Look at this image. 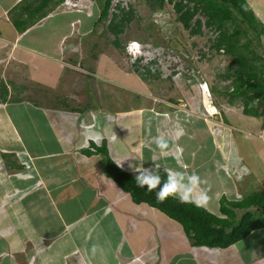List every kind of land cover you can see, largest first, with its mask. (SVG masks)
<instances>
[{
  "label": "crops",
  "instance_id": "crops-1",
  "mask_svg": "<svg viewBox=\"0 0 264 264\" xmlns=\"http://www.w3.org/2000/svg\"><path fill=\"white\" fill-rule=\"evenodd\" d=\"M22 2L0 0V264H134L136 257H140L136 264H264V259L258 261L264 256V228L225 248L194 246L177 220L133 201L108 176L105 157L95 150L106 144L114 162L130 173L129 164L138 165V160L153 167L154 155L161 166L183 171L179 160L189 174L205 181L201 184L209 197L205 208L219 215L222 197L237 200L250 194L246 167L250 168L248 162L251 166L264 162V146H244L243 157L238 146L234 150L231 145L237 133L254 137L253 131L263 126V116L246 113L243 102L237 104L229 96L221 102L214 83L195 73L190 85L163 71L169 77L167 88L177 82V90L183 89L178 98L169 100L178 108L189 102L195 115L155 102V97L143 105L150 103L151 95H144L150 92L149 84L143 87L144 79L130 72L112 80L119 81L114 83L118 88L123 84L144 95L131 101L141 99V104L120 107L116 101L121 98L115 97L114 109L102 102L90 106L88 90L73 99L74 83L85 74L61 65L65 50L61 52L55 40L53 47L48 40V47L34 46V40L41 39L36 30L47 26L55 8L21 32L12 16L22 11ZM58 34V38L67 35ZM24 70L37 87L48 90L51 101L37 98L34 90L32 94L9 78ZM84 80L85 85L89 80ZM205 80L216 113H208L201 94L199 82ZM138 82L141 88L135 86ZM82 97L87 98L85 107L77 105L83 101L76 102ZM95 99L99 101V94ZM157 136L168 141L163 154L154 142ZM166 175L161 169L162 178ZM259 187L264 191V185ZM94 244L99 248L92 255ZM218 249L224 252L219 258Z\"/></svg>",
  "mask_w": 264,
  "mask_h": 264
},
{
  "label": "rangeland",
  "instance_id": "rangeland-1",
  "mask_svg": "<svg viewBox=\"0 0 264 264\" xmlns=\"http://www.w3.org/2000/svg\"><path fill=\"white\" fill-rule=\"evenodd\" d=\"M248 1L257 16L264 21V0ZM68 2L70 3V6H73L70 7V9L74 8V6H78L75 10H86L89 15H92V18H88L86 13L77 14L70 12L66 14L65 12H62L63 10L68 9L63 2L59 3L58 6L53 5L52 7L55 8L53 10L54 16L47 21V26L44 29L41 28L36 30L35 33L41 36V39H35L34 46L39 48L48 47V40L49 43H51V47H53L52 43L56 41L60 51L62 52L65 50V53L62 54L65 59H61V65L64 67H70L71 69L76 70L77 73L85 74V76H80V81L76 82V80H74L76 83H74L75 87L73 89V99H75L76 94L85 91L87 92L88 90V100L90 106L95 105L96 103L100 104L102 102L103 105L114 109L115 97L121 98L116 101L120 107L122 105L130 107V104H134L136 102L141 104V99L142 97H145L144 95H151L152 98L150 97V99H147V101L150 100V103L143 101V105L151 104L155 97V102H162L163 104H166L167 107H175L176 109H181L185 112L194 114V111L190 108L189 102L179 103L178 106H181L178 108L176 104H173L174 102L169 100V98L170 96H172V98H178L180 96L181 93H179V91H182L183 89L179 87L177 90V82L190 85L193 84L191 81L195 79L194 73L197 74V70L198 75L201 76L199 79H204V77L209 78V80L214 83L217 99L221 102L228 99V94L226 95V92H228L231 88L233 89V77H226L228 73L227 67L232 63L234 57L223 52L218 54L215 50H212L209 42V30L206 27H203L205 35L202 36L193 34L190 28H186L178 20L177 13L175 14L170 5L165 6V10L170 11V13L168 12L167 14L163 11H159L158 6L154 5L155 3L153 0H113L110 11L114 10L120 13V9H118V7L121 6L125 11L133 9L135 14V18L129 23L125 32L119 36L121 47H117V44L115 43V35L107 28L110 17L108 20H103L97 24L95 23L99 17L98 0H81V2H78V0H69ZM55 13L58 14L55 15ZM78 17H81V19H77ZM72 19L76 20L70 25V21ZM83 24L85 29L89 28L88 31L81 28ZM60 32L66 33L67 35L58 38L57 35H59L58 33ZM133 40L140 41L141 45L143 43V46L146 47L145 52L148 55V61L152 57L156 56L157 62L147 63V60L145 59H138L135 63L132 55L127 50L128 44ZM246 40V37H242L243 42ZM144 43L146 45H144ZM262 44L263 46L258 49L260 53L264 54V40L262 41ZM164 51L177 54L182 58L186 65L184 66V71L175 77L177 82H175L171 89L166 87V85L169 84V77L164 76L162 60L158 59L159 54H162ZM209 53H211V55H209ZM194 54L201 55L200 59L196 61L193 57ZM177 64H179V60L177 61ZM25 65L26 67H30L29 63ZM187 69L193 75L190 74ZM125 72L137 73L142 79H144V85L138 82L135 86L141 88L139 85L142 84L143 87H145V83L149 84L150 92H145L144 95L139 93L137 94L129 87L125 88L123 84H121L122 86L118 88V86L114 83H118L119 81L114 82L112 78L113 76H119V73L123 75ZM30 77L31 76L27 70L17 72L15 76L9 75V78L17 83H23V85L26 86L25 89L28 91L30 90L29 92L32 93L34 90L37 98L44 96L47 100L50 99L48 101H51L48 90L37 87ZM84 77L89 80L85 85L84 83L86 80H84ZM171 77L173 76L171 75ZM81 82L82 86L78 84ZM202 82L203 81H201V83ZM151 85L154 86L152 87ZM98 94L100 96L99 101L95 99ZM136 97H140L141 99L131 102L132 100H135ZM86 99L84 100L82 97L80 100L75 101H83L81 103L79 102L77 105L85 107ZM234 101H236L237 104L240 102V100ZM73 104L75 105V102H73ZM214 111L216 110L214 109ZM200 116L206 119L204 115L200 114ZM100 118L103 119L101 116ZM234 125L237 126L236 123H234ZM259 131H253L254 137L252 138H244L243 134L237 133L236 138L232 141L233 145H231V147L233 146V149L235 150L238 146V151L241 156H243L244 153V146L246 148L247 146L253 144L255 147L260 149L262 147L261 145L264 146V142L256 136ZM261 158L264 160V154H262ZM248 163L250 164V168L247 165L246 169L248 172L246 177H249L248 179L251 180L252 184L253 181H259V183L254 185H250L251 183L248 184L250 193L255 190L263 192V189L256 187L258 185H264V162L258 161L253 166H251L250 162ZM246 184L247 182H245V185ZM208 191H210L211 194L213 193V190L211 191V189ZM243 211V209L238 210V216H240ZM220 250L221 249L217 250L218 258L224 253Z\"/></svg>",
  "mask_w": 264,
  "mask_h": 264
},
{
  "label": "trees",
  "instance_id": "trees-1",
  "mask_svg": "<svg viewBox=\"0 0 264 264\" xmlns=\"http://www.w3.org/2000/svg\"><path fill=\"white\" fill-rule=\"evenodd\" d=\"M64 0H23L22 11L15 12L12 21L15 27L26 31L40 19L46 17L53 5ZM99 1V17L96 24L108 20V29L115 35L117 47H121L120 35L125 32L129 23L135 18L134 10L125 11L119 6L120 13L110 11L113 0ZM159 11L164 13L170 5L178 20L196 35H205L203 27L215 34L209 37L212 50L233 56L228 65L226 77L232 76V85L226 95L232 100H240L244 111L254 116H264V54L259 52L264 40V21H262L248 0H153ZM111 14V16H110ZM21 15V16H20ZM205 18V19H203ZM242 37H246L245 42ZM141 59V58H140ZM152 57L148 62H157ZM105 157V169L125 192L129 193L136 203H147L166 213L182 224L187 236L194 246L208 248H225L244 239L253 230L264 228V191H254L249 195L228 200L221 198V214L209 211L194 204H182L178 199L169 197L164 202H157L155 191L136 186L135 174L123 170L110 157L106 144L96 147ZM89 152V151H88ZM254 208V209H253ZM243 209L241 216L238 210Z\"/></svg>",
  "mask_w": 264,
  "mask_h": 264
},
{
  "label": "clouds",
  "instance_id": "clouds-1",
  "mask_svg": "<svg viewBox=\"0 0 264 264\" xmlns=\"http://www.w3.org/2000/svg\"><path fill=\"white\" fill-rule=\"evenodd\" d=\"M68 1L69 0L63 1L64 5H66V7L68 8L67 10H75L78 8V6H74V8L70 9V7H68V5H70ZM78 2H81V0H78ZM77 11L84 12L86 13V15L92 18V15H89L88 11L86 10ZM144 45L146 44L144 43ZM133 48L137 49L136 52H141V55L138 57V59L141 58L140 60H143L148 58V55L145 52L146 47L143 46V43L141 45V42L138 40L131 41L127 46V50L131 55H133L131 50ZM154 142L160 149L162 154L166 149H168V141L163 136L155 137ZM138 161V165L134 163L129 164V168L135 174L136 186L138 188L146 189L148 192L155 191V199L157 202L162 203L169 197H173L178 199V201L182 204L191 203L196 207L206 206L209 197L207 196L206 191L201 189V184L205 183V181H203L201 177L195 173L189 174L187 172V165L181 164L180 161L177 160L179 168L184 169L183 171L176 170L167 166H161L159 163H157L155 155L151 159V161L154 162L153 167L146 168L144 167V160ZM161 169H163V172L167 174L166 179L162 178ZM98 248L99 245L94 244L92 246V255H95L97 253ZM136 261H140V257L135 258L134 264H136Z\"/></svg>",
  "mask_w": 264,
  "mask_h": 264
},
{
  "label": "built area",
  "instance_id": "built-area-1",
  "mask_svg": "<svg viewBox=\"0 0 264 264\" xmlns=\"http://www.w3.org/2000/svg\"><path fill=\"white\" fill-rule=\"evenodd\" d=\"M66 4H67V2H66ZM68 7H72V6L68 5ZM210 36L215 37V34H212V32L210 31ZM134 42H136V41H134ZM210 48H211V46H210ZM131 50H132V54H133L132 57L134 59V62H136L138 57L141 55V52H139V51H138L139 53L136 52L137 49H135V48H133ZM220 51H221V53L222 52L224 53V49H221ZM215 52H216V50H215ZM209 55H211V53H209ZM179 57L180 56H178L177 54L169 53L168 51H164L162 54H159L158 59L162 60L163 70L168 72L169 75H172L173 78H175L177 75H179L181 72H183L184 68H185L184 66H186L184 61L182 60V58L180 57L181 58L180 59ZM193 57L197 61L200 59L201 55H199V54L195 55L194 54ZM145 60L148 61V58H146ZM178 60H179V64H177ZM175 65H177V66H175ZM197 74H198V70H197ZM200 88H201V93H202L204 100L208 101V106H207L208 113H210V114L216 113V111H213V107L211 104L213 101V94H212V91H211V88H210L208 81L205 80L202 83H200ZM209 108H211L212 110H210ZM246 134H247V136L251 135L250 133H246ZM256 136L261 141L264 142V116H263V126L261 127L260 131L256 134ZM263 259H264V256L260 257V259L258 261L263 260Z\"/></svg>",
  "mask_w": 264,
  "mask_h": 264
},
{
  "label": "bare ground",
  "instance_id": "bare-ground-1",
  "mask_svg": "<svg viewBox=\"0 0 264 264\" xmlns=\"http://www.w3.org/2000/svg\"><path fill=\"white\" fill-rule=\"evenodd\" d=\"M207 102V104H208V101H206ZM210 110H212L211 108H209Z\"/></svg>",
  "mask_w": 264,
  "mask_h": 264
}]
</instances>
